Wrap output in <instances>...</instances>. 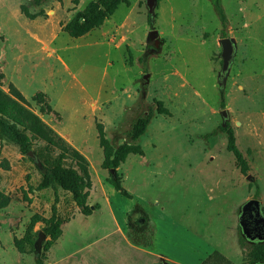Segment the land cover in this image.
I'll list each match as a JSON object with an SVG mask.
<instances>
[{"label":"rangeland","instance_id":"rangeland-1","mask_svg":"<svg viewBox=\"0 0 264 264\" xmlns=\"http://www.w3.org/2000/svg\"><path fill=\"white\" fill-rule=\"evenodd\" d=\"M91 1L37 7L33 0H0V87L9 92L13 84L26 107L86 158L88 203L99 207L86 217L71 194L58 191L63 234L45 263L202 264L219 253L246 264L250 242L239 225L241 208L259 199L264 212V0H160L152 25L146 0H129L100 28L71 37L65 26ZM22 6L39 16L28 19ZM153 29L157 52L148 41ZM224 32L237 45L222 88ZM157 102L169 114L159 113ZM148 111L154 117L139 140L144 154L118 169L129 199L108 183L97 126L117 147ZM225 122L248 161L246 175L227 150L219 129ZM0 159L10 165L0 170V189L11 197L0 210V264H37L13 240L24 236L34 214L50 216L54 191L36 189L35 164L3 138ZM66 166L76 167L70 159Z\"/></svg>","mask_w":264,"mask_h":264},{"label":"trees","instance_id":"trees-1","mask_svg":"<svg viewBox=\"0 0 264 264\" xmlns=\"http://www.w3.org/2000/svg\"><path fill=\"white\" fill-rule=\"evenodd\" d=\"M47 0H33L37 7L42 6ZM160 0H158L159 2ZM121 4L129 5V0H93L87 6L78 11L67 23L64 31L73 38H80L89 34L94 29L100 28L118 9ZM223 28L226 29L227 19L217 5ZM23 14L31 20L36 19L39 14L31 13L26 6H22ZM149 23L152 25L153 15L149 14ZM224 32L223 37H226ZM4 75L0 73V83ZM222 103L225 105V93L221 90ZM159 113L169 114L163 108L162 102H157ZM24 95L13 85H9V92L0 87V138L7 139L16 145L23 156H27L38 169L41 179L37 190L52 189L55 194L54 203L51 206V214L48 218L40 214H34L27 225L22 238L15 237L13 244L20 254H34L37 264H46L47 253L63 234V220L59 216L57 204L59 202V190L71 194L72 200L80 209L82 215L88 217L93 214L96 206L88 203L92 181L89 173V164L86 158L63 138L53 131L43 120L27 107ZM154 117L153 111L143 114L132 126L129 141L115 147L106 136L104 126L99 124L98 138L103 149L104 160L102 167L109 171L108 183L122 196L132 198L123 187L122 178L118 169L131 155H143L144 151L139 140L147 132ZM220 131L227 135V150L235 158L236 164L242 174L249 171V164L245 155L237 146L235 131L230 122H225L219 127ZM43 143L37 146L36 143ZM32 152L34 158L29 156ZM70 159L76 167H67L66 160ZM9 170L10 165L6 159H0V170ZM115 170L113 174L111 171ZM2 175L0 172V185ZM34 190L33 187H29ZM11 197L0 189V210L10 205ZM43 224L40 231H34L37 224ZM44 232L48 240L43 244L42 251L37 249V239L40 232ZM246 264H264V242L250 243L246 254ZM202 264H231L223 255L214 253Z\"/></svg>","mask_w":264,"mask_h":264},{"label":"water","instance_id":"water-1","mask_svg":"<svg viewBox=\"0 0 264 264\" xmlns=\"http://www.w3.org/2000/svg\"><path fill=\"white\" fill-rule=\"evenodd\" d=\"M158 0H146V5L149 11V14L153 15ZM148 41H155V48H159L160 40L159 33L157 30L153 29L150 34ZM220 45L222 48L221 58H222V69L219 73L220 79V87L224 88L226 84L227 77L229 75V69L234 58L236 52V40L232 37H225L220 40ZM149 75H146L143 80V84H148L147 79ZM223 116L226 117V111L222 112ZM31 158H34L32 152L29 153ZM113 174L115 170L111 171ZM248 179H251V176H247ZM254 224L252 227L250 224ZM239 225L241 227L242 233L245 238L249 240H258L260 243L264 242V212L262 208V203L259 199H251L243 204L241 208V214L239 217ZM256 233L252 235V233ZM46 240V235L44 232L39 233V237L37 239V249L38 251H42L44 241Z\"/></svg>","mask_w":264,"mask_h":264},{"label":"flooded vegetation","instance_id":"flooded-vegetation-1","mask_svg":"<svg viewBox=\"0 0 264 264\" xmlns=\"http://www.w3.org/2000/svg\"><path fill=\"white\" fill-rule=\"evenodd\" d=\"M160 44H161V42H160ZM154 48H155V41H154ZM152 49V51H159L160 50V45H159V48H157V49ZM252 227L254 226V224L252 223V224H250ZM256 233H259V231H256L255 233H252V235H254V234H256ZM247 239V238H246ZM248 240V242H250V243H259V241L258 240H254V241H252V240H249V239H247Z\"/></svg>","mask_w":264,"mask_h":264},{"label":"crops","instance_id":"crops-1","mask_svg":"<svg viewBox=\"0 0 264 264\" xmlns=\"http://www.w3.org/2000/svg\"><path fill=\"white\" fill-rule=\"evenodd\" d=\"M236 45H237V43H236Z\"/></svg>","mask_w":264,"mask_h":264}]
</instances>
